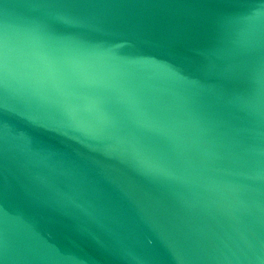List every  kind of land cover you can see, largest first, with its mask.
Segmentation results:
<instances>
[{
  "label": "water",
  "instance_id": "95a60500",
  "mask_svg": "<svg viewBox=\"0 0 264 264\" xmlns=\"http://www.w3.org/2000/svg\"><path fill=\"white\" fill-rule=\"evenodd\" d=\"M255 160L264 0H0V264H222Z\"/></svg>",
  "mask_w": 264,
  "mask_h": 264
},
{
  "label": "bare ground",
  "instance_id": "6f19581e",
  "mask_svg": "<svg viewBox=\"0 0 264 264\" xmlns=\"http://www.w3.org/2000/svg\"><path fill=\"white\" fill-rule=\"evenodd\" d=\"M217 155L215 154V158H218ZM255 162L264 173V160H255L252 163L242 161L241 167L250 169ZM251 199L253 200L251 204L245 206L235 204L231 209L220 203L218 208L227 215L229 225L223 222L222 228L218 229L209 221L208 224L213 227L212 230L218 232L217 235L209 233L198 236L204 246L216 243L214 246L217 248L216 257L222 264H264V217L259 200Z\"/></svg>",
  "mask_w": 264,
  "mask_h": 264
}]
</instances>
